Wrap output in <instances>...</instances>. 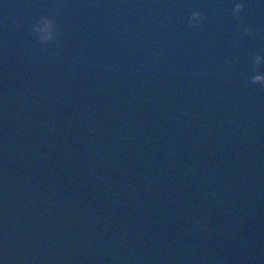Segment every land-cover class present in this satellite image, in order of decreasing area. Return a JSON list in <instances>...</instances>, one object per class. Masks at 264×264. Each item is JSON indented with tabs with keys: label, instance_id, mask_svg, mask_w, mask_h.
<instances>
[{
	"label": "water",
	"instance_id": "95a60500",
	"mask_svg": "<svg viewBox=\"0 0 264 264\" xmlns=\"http://www.w3.org/2000/svg\"><path fill=\"white\" fill-rule=\"evenodd\" d=\"M256 54L264 0H0V264H264Z\"/></svg>",
	"mask_w": 264,
	"mask_h": 264
},
{
	"label": "clouds",
	"instance_id": "9594fccd",
	"mask_svg": "<svg viewBox=\"0 0 264 264\" xmlns=\"http://www.w3.org/2000/svg\"><path fill=\"white\" fill-rule=\"evenodd\" d=\"M244 10V3L243 2H236L232 9V15L234 19H239L240 13ZM46 21L45 27L51 28L55 21L48 19L47 17L44 18ZM203 22V15L200 11H193L188 18V24L191 27L198 28ZM254 29L247 27L244 29L245 36L253 35ZM57 35L60 36L62 33L58 30ZM44 41H51L53 40V35L49 31L47 36H45ZM251 75L249 77V81L253 85H257L260 88L264 89V55H253L251 59ZM207 226H204V231H207Z\"/></svg>",
	"mask_w": 264,
	"mask_h": 264
}]
</instances>
